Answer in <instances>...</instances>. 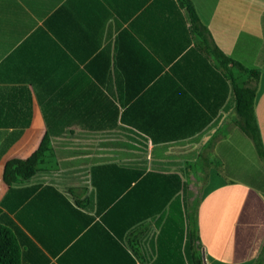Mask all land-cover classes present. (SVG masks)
Here are the masks:
<instances>
[{"label": "crops", "instance_id": "crops-1", "mask_svg": "<svg viewBox=\"0 0 264 264\" xmlns=\"http://www.w3.org/2000/svg\"><path fill=\"white\" fill-rule=\"evenodd\" d=\"M191 1L217 46L261 72L264 143V0ZM197 42L177 0H0V208L22 264H183L186 206L127 231L140 235L138 256L119 233L135 202L113 210L110 199L150 172L186 187L201 159L215 161L196 206L207 264L264 256V162ZM46 134L41 171L7 185V162ZM94 134L106 137L90 144ZM153 177L143 188H164Z\"/></svg>", "mask_w": 264, "mask_h": 264}, {"label": "trees", "instance_id": "trees-1", "mask_svg": "<svg viewBox=\"0 0 264 264\" xmlns=\"http://www.w3.org/2000/svg\"><path fill=\"white\" fill-rule=\"evenodd\" d=\"M177 1L181 8L185 10L190 33L198 37L197 49L204 54L207 65L220 76L224 83V99L227 92L230 91L237 115L235 123L253 141L260 159L264 162V143L255 110L261 72L258 69L249 68L242 62L226 55L217 46L208 27L201 21L191 0ZM211 57L217 63H210ZM227 81H229V85ZM52 155L53 146L50 137L46 134L38 149L30 157L13 159L7 162L4 168L5 182L12 187L32 179L41 171V166ZM153 176L162 178L164 188L159 185L161 183H158L157 188H143L146 180L157 179ZM138 177L137 175L134 177L136 183L133 188H119L116 196L110 199V201H114L113 210L119 209L130 196L135 202L134 218L119 230L121 242L127 243V247L135 255L140 256V235L133 236V233L129 232L126 240H123L122 238L127 231L136 223L160 213L167 205L172 208L174 203L183 204L187 208L186 228L185 217L182 214L183 238L186 237L183 264H204L203 246L196 218V206H198L199 200L196 204L193 203L190 207L188 206L184 198L186 192L185 181L179 175L164 176V178L152 172L140 180H138ZM121 193H124L122 198ZM76 202L82 204V201L78 199H76ZM0 264H22L21 246L12 227L4 222L2 208H0ZM253 264H264V256L257 258Z\"/></svg>", "mask_w": 264, "mask_h": 264}, {"label": "rangeland", "instance_id": "rangeland-1", "mask_svg": "<svg viewBox=\"0 0 264 264\" xmlns=\"http://www.w3.org/2000/svg\"><path fill=\"white\" fill-rule=\"evenodd\" d=\"M105 137L106 136L105 135L103 136V134L100 136L98 134H94L91 136H86L85 139H88L89 140L88 142L90 144H93L96 142H100V140L105 138ZM49 159H50V157H49ZM210 163L214 164L213 166H215V161L207 162V161L201 159L196 166V167H198V170H200V171H197L196 176H190L189 178H187L185 199H186V202L190 206L193 203L196 204V202L200 199V197L203 193V185L206 182V173L208 171V167H212V165Z\"/></svg>", "mask_w": 264, "mask_h": 264}, {"label": "water", "instance_id": "water-1", "mask_svg": "<svg viewBox=\"0 0 264 264\" xmlns=\"http://www.w3.org/2000/svg\"><path fill=\"white\" fill-rule=\"evenodd\" d=\"M203 259H204V264H207L206 254H205V250L204 249H203Z\"/></svg>", "mask_w": 264, "mask_h": 264}]
</instances>
